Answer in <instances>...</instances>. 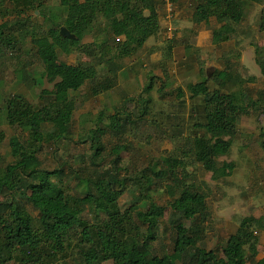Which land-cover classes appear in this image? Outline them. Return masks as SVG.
I'll return each mask as SVG.
<instances>
[{
	"label": "trees",
	"instance_id": "16d2710c",
	"mask_svg": "<svg viewBox=\"0 0 264 264\" xmlns=\"http://www.w3.org/2000/svg\"><path fill=\"white\" fill-rule=\"evenodd\" d=\"M167 1L173 10L190 6L207 26L214 22L224 43L235 40L247 21L246 3L262 7L258 25L264 31V0H0V57L9 62L6 55L24 48L20 35L30 30L35 45L22 64V80L33 86L25 70L39 64L54 84L41 92L40 106L24 96L3 100L6 124L18 142L4 153L0 141V264H264L257 237L264 232V217L243 218L221 249H210L203 239L212 218L209 196L186 182L191 164L217 182L232 176L235 164L220 157L240 139V122L250 111L264 115V88L257 100H247L243 90L256 78H244L231 59L215 69L211 80L217 89L204 95L192 124L195 133L184 137L190 164L169 156L137 172L125 164L126 147L109 150L102 139L123 142L133 124L125 103L96 114L95 125L79 134L64 121L54 97L61 89L81 92L85 85L93 97L113 90L137 51L124 38L131 35L145 48L162 32L160 10ZM50 4L67 9L63 25L76 39L60 36L61 26L45 15ZM98 33L105 36L100 42ZM261 53L257 48L264 76ZM63 54L88 59L67 63ZM148 79L138 116L143 118L152 103L153 76ZM190 92L194 101L197 94L192 87ZM185 97L177 89V99ZM258 142L264 151L263 128ZM164 191L170 195L163 203Z\"/></svg>",
	"mask_w": 264,
	"mask_h": 264
},
{
	"label": "rangeland",
	"instance_id": "374dc122",
	"mask_svg": "<svg viewBox=\"0 0 264 264\" xmlns=\"http://www.w3.org/2000/svg\"><path fill=\"white\" fill-rule=\"evenodd\" d=\"M245 6L248 18L239 29L238 37L232 42L224 43L214 22L207 26L199 21V16L194 14L190 6L173 10L167 1V5L160 10L162 32L149 39L145 48L139 49L131 35L124 38L137 51L129 66L117 77V86L107 95L93 97L88 91V85L78 93L67 89L56 91L54 97L64 121L73 123L77 133L81 134L83 127L95 125L98 118L96 114L116 107L122 108L125 103L126 112L132 114L133 124L129 125L123 142L111 137L102 139L109 150L115 148L118 151L123 146L126 147L123 156L130 171L137 172L147 167L152 160L164 163L169 156L190 164L184 137L195 133L192 124L200 116L199 107L204 95L217 89V85L211 80L214 70L222 69L225 62L231 59L244 78H256L254 83L243 88L247 93V100H257L259 91L264 88V76L256 62L257 48L262 51L260 55L264 58V31L258 25L262 7L249 3ZM45 15L48 19L53 18L61 27H64V22L70 17L67 9L54 4L48 6ZM147 15L148 12L145 13ZM114 19L112 17L110 21ZM40 21H44L42 16ZM107 24L105 22L103 26ZM103 37L104 34L98 33L95 39L100 42ZM20 38L24 48L19 53L13 56L7 54L6 56L11 57L9 62L0 57V141L4 153L10 145L18 142L17 135L6 124L4 98L24 96L35 106H40L41 92L54 89V84L43 76L44 69L39 64H33L25 70L33 86L25 85L22 80V64L29 59L27 55L35 43L30 30L22 32ZM84 59L88 58L81 55L62 57V61L67 63ZM150 76H153V88L149 95L152 99L151 109L144 118L138 117L148 96L144 90L149 84ZM191 87L193 93L197 94L194 101L190 99ZM179 88L186 95L182 99L185 100L183 106H180L182 100L177 99ZM161 90L164 92L162 95L159 94ZM125 99L128 101L125 102ZM263 106L264 103L260 105ZM85 119H91V123L88 120L83 125ZM239 127L240 139L235 142L228 155L220 157L221 162L235 164L231 177L217 182L202 166H188L189 176L186 182L206 191L209 196L212 218L203 239L210 249H221L227 239L236 234L243 218L264 217V151L258 142L260 128L264 129V115H260V109L252 110L241 120ZM169 195L164 191L160 200L164 203ZM125 203H128L126 197L122 200V204ZM257 237L260 240L259 261H264V232H258Z\"/></svg>",
	"mask_w": 264,
	"mask_h": 264
},
{
	"label": "water",
	"instance_id": "95a60500",
	"mask_svg": "<svg viewBox=\"0 0 264 264\" xmlns=\"http://www.w3.org/2000/svg\"><path fill=\"white\" fill-rule=\"evenodd\" d=\"M60 36L65 39H76V37L72 35L66 27L60 28ZM208 76L210 77V74H208Z\"/></svg>",
	"mask_w": 264,
	"mask_h": 264
},
{
	"label": "built area",
	"instance_id": "2783aa9c",
	"mask_svg": "<svg viewBox=\"0 0 264 264\" xmlns=\"http://www.w3.org/2000/svg\"><path fill=\"white\" fill-rule=\"evenodd\" d=\"M169 28H170V29H169V30H170V32H172V29H171V27H169Z\"/></svg>",
	"mask_w": 264,
	"mask_h": 264
}]
</instances>
